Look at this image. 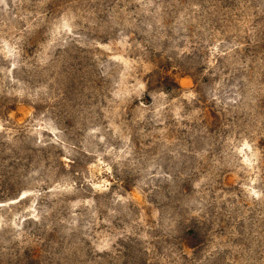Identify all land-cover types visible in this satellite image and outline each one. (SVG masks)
<instances>
[{"label": "rangeland", "instance_id": "374dc122", "mask_svg": "<svg viewBox=\"0 0 264 264\" xmlns=\"http://www.w3.org/2000/svg\"><path fill=\"white\" fill-rule=\"evenodd\" d=\"M0 264H264V0H0Z\"/></svg>", "mask_w": 264, "mask_h": 264}]
</instances>
